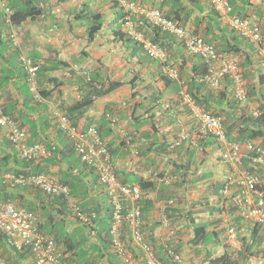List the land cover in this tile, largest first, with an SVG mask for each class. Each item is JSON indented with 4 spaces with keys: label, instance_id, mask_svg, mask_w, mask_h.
Returning <instances> with one entry per match:
<instances>
[{
    "label": "crops",
    "instance_id": "1",
    "mask_svg": "<svg viewBox=\"0 0 264 264\" xmlns=\"http://www.w3.org/2000/svg\"><path fill=\"white\" fill-rule=\"evenodd\" d=\"M160 1L155 0V3L158 4ZM200 1L199 4L191 3V8L193 9V18L203 20L205 11L212 8L207 0ZM236 1H238V5L235 6L236 9H243L244 4L241 3V0ZM15 2L18 3L17 5H23L25 0H2L4 5L11 8L12 3ZM252 3L264 7V0H254ZM35 6L39 9L38 14L21 24H16V28L18 29L22 49L27 54L34 56L46 67H56L49 71L48 74L53 80L45 87V89L51 90L52 94L49 97L36 98L30 86L28 88L29 84L25 85V80L13 79L10 80L8 86L0 90V105L9 103L16 114L21 113L19 116L21 120L23 119L27 123L25 128L28 131L29 138L31 135L34 137L38 135L39 137L45 133L50 136L55 147L69 151L66 146L71 142L68 140L69 138L67 139L66 134L63 136V133L60 132L57 121L53 116L54 110L59 108L62 112H66V108L79 102L87 94L89 88H86V86L95 85L100 87L103 80L105 82L122 81L120 87L109 93L92 96L91 107L85 114L79 116L77 125L85 128L94 124L98 125L102 121L101 116L103 117L105 112L113 109L119 122L112 125L111 134L105 139L107 142H114V163L123 179L127 178L131 172L146 179L154 178L153 173L158 171L169 175V169L172 168L173 163L171 158L159 157L155 152H152V157L156 158L157 156L158 161H156V164L147 167V164L150 163L149 159L146 156L141 158L133 153L135 146L140 144L138 142H146L145 138L140 137L141 133L150 130L155 119L164 118L159 124L160 134L158 135L160 137L163 134L166 135L170 143L174 142L184 130L187 138L180 146H174V149H182V160H189V163L186 164L188 169L185 167L186 171L190 172V181L187 186L193 185L194 187L189 188L188 191L178 190L177 193L180 198L176 201V205L180 208L184 206L186 213L193 210L195 212L193 215L197 220L205 222L209 231H216V236L207 244L194 245L192 242L193 223L186 220L180 221L178 225L171 223L178 236V239L173 238L174 242L176 245L181 244L182 246L183 264H206L204 259L209 252L222 253L230 251L232 244L226 241L224 236L223 215L231 217V222L238 220L237 226L242 228V232L238 233V249L240 250L242 248L240 233L241 235H247L250 228H252L248 220L238 210H232L233 212L223 210L224 212L218 213L216 210H211L210 207V205L216 204L219 207L229 209L232 205L230 201L221 199V187L218 194L212 192V188L217 185L221 186V182L226 179V165L220 157L217 158L214 154V145L203 146L200 144V140L209 136L200 135L197 125L195 123L192 125L191 117L188 114L186 116L177 114L174 111L175 109L179 110L182 106V104H180L181 106L177 104L173 106V104L177 102L174 101L177 98V93L180 92L182 95L185 86L183 87L184 81L178 76L173 79V67L178 68V65L174 66L172 62H178V64L182 62L186 67V71H190L197 64L198 58L189 55L185 48L178 45V42L173 43L170 48L168 57L171 62L168 65L169 67H163L160 60L149 58L139 45L132 42V46L130 41L127 40V36L120 28L121 19L116 17V12H119V9L112 0H37ZM12 10L15 11L13 8ZM255 11L252 10L251 14L256 15ZM97 12L103 14L101 29L91 35L90 27L96 22L92 15ZM238 13V11L233 12V14ZM8 36L10 35L5 20V12L0 7V71L5 72L7 70V73H11L8 68L16 60L13 57L16 47L8 40ZM255 65L256 70L261 69V66ZM159 68L161 70L168 69L172 73V78L167 85L160 78ZM155 93L156 96H153ZM155 97H158L157 100ZM13 104H16V106ZM153 114L155 117L152 116ZM100 119L101 121H99ZM48 120L49 123H47ZM122 133L131 136L132 142L128 144L127 149L120 151L117 145L119 139L115 141V137L124 139ZM6 139L7 129L0 128V151L3 152V155L9 154ZM203 148L206 149V152ZM188 151L192 152V155ZM214 156L216 159L213 158ZM10 161L11 167H14L13 159L11 158ZM62 168L73 172L77 171L81 178V184L88 186L92 201L97 203L105 197L106 191L102 190L103 187L99 184L96 173L90 168L76 167L74 163H70L67 157L64 161H58L56 165H50L48 176L56 181V174L60 173L59 170ZM207 169H209L208 173ZM181 172L184 173V171ZM209 172L210 177L208 176ZM178 174L180 175V172ZM201 176L202 178H200ZM6 190L9 193L12 192V188ZM167 191V185L157 180V188L147 192V197L152 198L154 202V207L150 211V222L158 225L156 235L160 243L166 234V229L159 224V220L160 208L167 199L165 195ZM201 198H204L202 205L192 206L194 200ZM32 200H35L34 196ZM208 200L212 203L208 204ZM41 214L42 211L38 212L37 216L38 220L43 222ZM80 226L82 225L80 224L78 227ZM92 243L93 241H91ZM5 247L11 251L5 245V242L0 243L1 255L5 256L6 259L15 256L9 252L3 253ZM88 256L93 258L95 254L90 251ZM32 260L31 257H26L17 264H31ZM99 262L124 264L117 256L114 257L107 252L104 253L103 259ZM251 263H253V260L246 262V264ZM134 264H144V262L138 259Z\"/></svg>",
    "mask_w": 264,
    "mask_h": 264
},
{
    "label": "trees",
    "instance_id": "2",
    "mask_svg": "<svg viewBox=\"0 0 264 264\" xmlns=\"http://www.w3.org/2000/svg\"><path fill=\"white\" fill-rule=\"evenodd\" d=\"M139 1L148 4L150 7L160 8L164 12L165 16L171 18L176 23L185 27H191L194 32L202 34L209 43L214 45L219 54L232 56L238 59V64L241 67L242 74L244 76L248 97L252 99L254 105L258 106L259 110L261 111V115L259 117H255L253 112L248 111L246 109V106H244L241 101H238L234 98L232 90L229 89V86H232V82L229 79H226L223 87L220 88H213L206 82L208 65L203 60L198 58L197 64L190 71H186V67L184 64H182V62L179 64L178 62L172 63L174 64V66L178 65V68H173L177 71V76L184 81L183 87L185 86L186 93H188L193 98L195 103L198 106L202 107L204 110L209 111L214 115H220L224 117V128L226 130L227 137L230 140L240 141L242 144L246 140H256L260 141L262 146H264V70L255 69V64L260 67L264 65V61L262 60V58L258 57L257 47L251 41L243 37L240 33L236 32L228 24H225L222 21L220 15L212 7L211 10L205 11V17L203 20L201 18H193V9L191 8V3L195 2L196 4H199L201 2L200 0H161L158 4L155 3V0ZM229 1L232 13L238 11V14L244 17H251V11L256 10L255 13L258 19L263 20L261 29L262 33H264V7L254 5L249 0H241V3L244 4V8L238 10L236 9L237 7H235L238 5V1ZM36 2L37 0H25L23 5H17V2L12 3V8L15 10L13 15V22L15 24H21L27 19L32 18V16L38 14L39 9H37L35 6ZM120 14L121 13L117 11L116 17L122 18ZM92 16H94V20L96 22L90 27L91 35L97 33L101 29L103 14L101 12H97L93 13ZM133 18L134 21L138 24V27L144 30L146 35L150 36L153 41L159 42V44L166 49L168 54L170 52L171 46L175 42H178V45H181L183 47V44L180 43L174 36L162 32L155 26L147 24L141 18L137 19L135 16H133ZM122 21L123 19H121L120 22ZM8 40L11 41L10 36H8ZM127 40L132 42L130 37H127ZM21 51L22 50L19 48L14 49L15 53L13 54V57L17 60V62L15 60V62L9 65L8 71H10L11 73H7V70L5 71L6 73L3 70L0 71V90L8 86L10 84V80L13 79H19L21 81L25 80V85H28L27 71L24 68V65L18 61ZM256 56L258 57L257 60ZM31 57L36 59L34 56ZM170 62L171 59H169L168 57L166 65L168 66ZM55 68L56 67H46L42 64L39 66L37 85L40 89L41 94L45 97H49L52 94V91L49 89H45V87L52 82L51 80H53L48 74L49 71H52V69ZM159 72L160 78L167 85L169 83V80H171L172 78L171 74L164 69H160ZM121 85L122 81L105 82L103 80L100 84V87H97L95 85H91L90 87L86 86V88H89L87 94L83 96L79 102L75 103L71 107L66 108V113L69 116L72 124L77 126L78 119L80 118L79 116L85 114V112L91 107L92 96L105 95L110 91L120 87ZM153 96H156V93L153 94ZM176 96L177 98L174 101L177 102H175L173 106L176 104L181 106L180 104H182L183 107L181 106L179 110L175 109V113L182 115L188 114V116L191 117V111L188 105L183 102V97L180 92L177 93ZM157 98L158 97H155L156 100ZM13 105L16 106V104ZM2 107L4 112L12 116L20 125V127L25 128L27 126V123H25L23 119H20L19 115L21 113L16 114L14 110L11 109L9 103L2 105ZM110 112L114 114L113 109H111ZM106 114L107 113L105 112L103 117L101 116L102 121L101 119L99 120L101 122L100 124H98V128L100 135L106 141L113 156V154L115 153L113 147L114 142L110 143L105 139L109 134H111V129L113 127ZM152 116L155 117L154 114ZM162 120H164L163 117L157 120L155 119L153 124L151 125V129L144 133H141L140 137L145 138L146 142H138V144H140L138 146H135L133 151L138 152L139 157L142 158L146 156L149 159L150 163L148 162L149 164H147V167L156 164V161H158L157 156L171 158V161L173 163L171 165L172 168L169 169V174H177L179 178L173 181L171 185L167 186L168 191L165 192V195L167 196V203L171 199L175 200V203L170 204L167 208V212L169 215L168 217L170 218V221L173 225H178L180 221L184 220L189 223H193L194 234L192 242L194 243V245H204V243L207 244L211 240L215 239L216 231H209L208 225L205 222L198 221L197 218L193 215L195 213L193 210H190L186 213V209L184 208V206L180 208L176 205V201H178V198H180L177 193L178 190L182 189L188 191L189 188H192L194 186H187V183H189L190 181V172L186 171L188 169L186 164L189 163V160H182V149L172 148L173 141L170 143V141H168V137L164 134L162 137L158 135L160 134L159 124L162 122ZM49 122L50 121L48 120L47 123ZM191 123L192 125L194 124L193 121ZM59 129L64 136L65 132L61 128ZM117 139H119L117 145L119 146L118 148L120 149V151L128 148V143L125 138L121 139L120 137H115V141ZM5 142L7 148L9 149V154L3 155V152L0 151V200L14 202L16 203V205L18 204V206L26 207L29 211L34 212L36 215L38 212L42 211L41 215L43 222L39 221V226L44 232L54 236L57 243L64 247V249L62 250V260H68L72 264H104L100 263L99 261L103 259L104 253L107 252V249L111 245V237L109 234L111 208L107 203H105L104 198L97 203L91 200L88 186L81 184V178L80 175H78L77 171L73 172L70 170H64L62 168L59 170L60 173L56 174V179L58 183L64 184L68 187L72 198L79 199L78 204L82 211H84L88 215L96 214V216L92 218L93 220L89 225H84L83 227L75 226L70 231L68 227L72 222L69 221V216L71 215L72 211L68 208V198L63 197V195L43 193L41 188L33 184L15 185L13 182H7L5 178H3V174L8 171H13L16 174L25 173L28 175L31 173H42L48 175L50 173V170L48 169L50 165H56L58 161H64L67 156L76 155L72 143L66 146L69 151H65L64 149L57 148V146L55 147V145L52 143L53 141H51L50 139V136L45 133H43V135L39 137L38 135L35 137L31 135V137L29 138V142H38L43 144L50 155H48L47 157H43L40 160L27 162L19 157L18 152L15 150L13 144L9 141L8 136ZM214 143L215 140L212 138V136L200 140V144L203 146H208L210 144L214 145ZM152 152H155L157 154L156 158L152 157ZM204 152H206V149ZM188 153L192 155V152L188 151ZM11 158L13 159L14 167H11L10 165ZM80 161V168H87L86 163H84L81 159ZM251 161V154H249V152H245L240 157L239 166L257 172V168L253 164H251ZM225 165L227 173L226 179H229L231 177L230 173H232V166L229 163ZM185 167L187 169H185ZM181 171H184V173H182ZM179 172L180 175L178 174ZM159 173L161 177L165 176L164 172L159 171ZM154 178L146 179L141 175L131 172L127 176V178H124V181L131 180L132 182H136L140 184L145 192H150L157 188V179ZM200 178H202V176ZM224 182L225 181L221 182V186L217 185L212 188V192H214V194H218L219 189L220 187H222ZM10 188H12L11 193L6 190ZM175 188L177 191L175 190ZM259 188L264 190V181L259 184ZM33 196L35 199L34 201L32 200ZM203 201L204 198L194 200L192 206H200L203 204ZM182 202L183 201L181 200V203ZM207 203L211 204L212 202L208 200ZM142 206L143 219L145 222L144 230L147 234L146 238L156 249L159 260H162V262H164L165 264H172L170 263L171 259L165 254V251H163L162 245L158 243V238L155 232L157 224L150 222V211L154 207L152 198H144L142 200ZM210 207L211 210H216L218 211V213H220L221 211L224 212L223 210L228 212L237 210V207L233 205H231L229 209L226 207H219V205L216 204L210 205ZM230 224L235 226V228L237 229V233L242 232V228L240 227V229L239 226H237L238 220L235 222H231L230 220ZM83 230L86 231L85 234ZM92 231H96L95 239H92L90 236ZM224 231L226 232L225 228ZM225 238L226 241H228L227 236ZM91 241H93L92 244ZM3 242H5L6 245V235L0 233V243L3 244ZM228 242H226V244L230 245V243ZM240 242L242 247L240 250L238 249V246L232 245L230 246L231 249L229 252H209L204 261L206 262V264H246L247 261L249 262L250 260H253V263L251 264H256L257 261L255 260H258V258H262L264 264V232H262L260 228H250V232L247 235H241L240 233ZM175 249L179 254L182 253L181 244H177L175 246ZM90 251L95 254V257H93L96 258L95 260H92L93 258L88 256ZM7 252H9L11 255H15L10 256V258L7 259L8 262L12 264H17L20 260L25 259L26 257H31L32 259H34L33 251L31 249H13L9 251L5 247L3 253ZM144 264H147V262H144Z\"/></svg>",
    "mask_w": 264,
    "mask_h": 264
},
{
    "label": "built area",
    "instance_id": "3",
    "mask_svg": "<svg viewBox=\"0 0 264 264\" xmlns=\"http://www.w3.org/2000/svg\"><path fill=\"white\" fill-rule=\"evenodd\" d=\"M126 12L123 23L125 32L135 41L141 43L146 53L154 59L165 60L167 51L159 43L155 42L146 35L145 31L139 29L136 22L132 20V16L143 19L147 24L159 28L162 32L174 36L181 41L186 50L194 56L200 57L208 65V73L206 82L213 88H220L226 77L232 79L235 83L234 96L239 100H247V93L243 86L244 80L240 66L233 57L222 56L211 43L205 38L196 34L184 26L176 23L171 18L164 15L163 11L158 7H148L141 5L134 0H116ZM214 10L220 17L226 21L230 27L243 37L256 43L259 51L264 58V33H262L261 25L263 20H259L256 15L244 17L240 14H231V5L229 0H208ZM254 1V0H249ZM0 7L5 12V20L9 27V34L14 44L21 49L19 59L27 71L28 82L31 90L36 98L41 99L39 88L37 85V74L40 63L27 54L21 47L17 28L12 20L13 10L2 3ZM184 102L188 105L191 116L196 122L200 135H213L223 148V157L233 164L232 173L235 176L236 187L233 188L230 183H226L221 189L224 197L231 196L233 204L238 211L244 216L253 227H259L264 232V190L259 188V184L263 182L262 176L254 171L239 168L235 162L242 154L243 150L252 152V161L259 165L264 172V147L260 143L247 141L244 144L238 141L229 140L223 125V117L214 115L209 111L198 106L193 98L182 92ZM259 115V111H255ZM59 127L67 133L73 141L76 154L88 166L93 167L96 171L100 183H102L110 196L113 207V219L111 226L112 240L118 254L125 262L131 263L133 254L126 247L123 238V227L127 226L130 230L132 238L137 242L144 252L148 264H162L155 255L154 250L147 243L142 242L143 231V215L142 200L144 191L139 184L123 182L116 173L112 154L106 141L99 133L97 126L92 125L87 129L73 125L69 117L62 113L59 109L54 110ZM111 125L119 122L118 116L110 111L106 114ZM0 128L7 129L9 141L13 144L21 158L26 161L38 160L47 157L50 153L45 146L38 142L30 143L28 141V132L24 127L16 122V120L4 112L0 106ZM123 134V133H122ZM124 135V134H123ZM128 144L131 143V136L124 135ZM179 138V139H178ZM175 139L176 147L187 138L185 131ZM255 154H254V153ZM138 156V152L133 151ZM155 172L154 175H158ZM5 177L16 184H35L41 189L51 194L68 195V187L60 184L45 174H20L14 175L7 173ZM177 179L176 175H165L161 177V181L165 184H171ZM173 203H165L161 207V226L166 229L168 240L177 236L175 228L171 227L170 221L165 213L167 207ZM76 214L87 220V217L80 210H76ZM226 236L228 241L238 246V233L234 225L230 224L228 217H225ZM0 231L6 235L8 245L18 250L25 247L31 248L35 254L33 264H71L60 260L61 254L57 252L55 240L40 232L36 224V216L26 208L17 207L14 203L0 201ZM170 256L176 261L181 258L178 253L169 244L165 245ZM0 264H11L0 256ZM258 264H263V260H259Z\"/></svg>",
    "mask_w": 264,
    "mask_h": 264
},
{
    "label": "clouds",
    "instance_id": "4",
    "mask_svg": "<svg viewBox=\"0 0 264 264\" xmlns=\"http://www.w3.org/2000/svg\"><path fill=\"white\" fill-rule=\"evenodd\" d=\"M114 3H115V5H117V8L119 9V13H121L120 15L122 16V18H120V19H123V21L121 22V30L125 33V35L127 34L126 32H125V30H124V28H123V23H124V19H125V16H126V12L124 11V9L119 5V3L116 1V0H112ZM134 1H136V2H138V3H140L141 5H144V6H148V7H150L148 4H145V3H142L141 1H139V0H134ZM208 3H209V1H208ZM210 5V4H209ZM8 6V5H7ZM211 6V5H210ZM11 8V7H10ZM12 9V8H11ZM164 13V12H163ZM231 14L232 15H234L232 12H231ZM13 15H14V12H13ZM13 15H12V20H13ZM137 18V17H136ZM138 19V18H137ZM136 19V20H137ZM132 20L134 21V18H133V16H132ZM121 21V20H120ZM222 21L225 23V24H228L226 21H224L223 19H222ZM135 22V21H134ZM14 23V22H13ZM15 24V23H14ZM136 25H137V27H138V24L136 23ZM229 25V24H228ZM15 26H16V24H15ZM183 26V25H182ZM230 26V25H229ZM185 27V26H184ZM139 28V27H138ZM185 28H187L188 30H190V31H192V32H194L193 31V29L191 28V27H185ZM140 29V28H139ZM17 32H18V29H17ZM194 33H196V32H194ZM196 34H199V35H201V36H203L202 34H200V33H196ZM10 35V34H9ZM19 35V34H18ZM127 37H130L128 34L126 35ZM150 37V36H149ZM204 37V36H203ZM151 38V37H150ZM205 38V37H204ZM10 39H11V37H10ZM130 39L132 40V42H134L135 44H137V45H139L140 47H141V49L144 51V53L149 57V58H151L147 53H146V51L144 50V48H143V46L141 45V43H139V42H137V41H135L133 38H131L130 37ZM247 39V38H246ZM178 40V39H177ZM206 40V39H205ZM247 40H249V39H247ZM19 41H20V44H21V40H20V38H19ZM179 41V40H178ZM207 41V40H206ZM250 41V40H249ZM11 42H12V44H13V46L14 47H16V48H19L18 46H16L15 44H14V42H13V40L11 39ZM156 42V41H155ZM180 43H182L181 41H179ZM208 42V41H207ZM252 42V41H251ZM157 43H159V42H157ZM256 47H257V51H258V53H257V55H258V57H260V58H262V60L264 61V58H263V56H262V54L260 53V51H259V46L256 44V43H254V42H252ZM183 44V43H182ZM213 45V44H212ZM21 47H22V44H21ZM163 47V46H162ZM164 48V47H163ZM183 48H185V46H184V44H183ZM185 50H186V48H185ZM186 52L189 54V55H191L187 50H186ZM191 56H194V55H191ZM222 56H225V55H222ZM194 57H197V58H199V59H201L200 57H198V56H194ZM228 57H232V56H228ZM234 59H236V61L238 62V59L237 58H235V57H233ZM151 59H153V60H157V61H161V63L163 64V67H169V66H167L166 65V61H167V59H168V53H167V58L165 59V60H161V59H154V58H151ZM36 60V59H35ZM202 60V59H201ZM18 61L21 63V61H20V59H18ZM38 61V60H37ZM39 63H40V61H38ZM40 65H41V63H40ZM239 65V64H238ZM241 68V67H240ZM173 70H174V68H173ZM261 70H264V65L263 66H261ZM165 71H167L168 73H170L169 72V70L168 69H166ZM242 71V70H241ZM170 74H172V73H170ZM173 77H177V71L176 70H174V72H173ZM243 75V74H242ZM37 76H38V74H37ZM226 79H229L231 82H232V86H229V89L230 90H232V92H233V96H234V91H235V83H234V81L232 80V79H230L229 77H226L225 78V80ZM225 80L222 82V85H221V87H223V85H224V82H225ZM243 80H244V76H243ZM27 83L29 84V82H28V76H27ZM29 86H30V84H29ZM243 86H244V88H245V90H246V93H247V100H244V101H242V100H239V99H237L235 96H234V98L236 99V100H238V101H241L243 104H244V106H246V109L248 110V111H252L253 112V114H254V116L255 117H259L260 115H261V111L259 110V108H258V106H256V105H254V102L252 101V99H250V97H248V92H247V89H246V87H245V81H244V83H243ZM31 88V87H30ZM39 88V87H38ZM33 92V91H32ZM39 92H40V89H39ZM186 92V91H185ZM40 95L43 97V95L41 94V92H40ZM184 101V100H183ZM186 104V103H185ZM1 106V105H0ZM3 108V107H2ZM59 109V108H58ZM60 110V109H59ZM256 110H258L259 111V115H256L255 114V111ZM61 111V110H60ZM62 112V111H61ZM62 113H65V112H62ZM107 113V112H106ZM66 115H67V113H65ZM68 116V115H67ZM69 117V116H68ZM224 118V117H223ZM55 119H56V117H55ZM70 119V118H69ZM191 119H192V121H193V123H195L196 124V122L194 121V119L192 118V116H191ZM224 120V119H223ZM56 121H57V119H56ZM71 121V120H70ZM57 125H58V122H57ZM95 126H97V128H98V125H96V124H94ZM197 125V124H196ZM224 125V124H223ZM59 126V125H58ZM78 126V125H77ZM90 126H92V125H90ZM89 126V127H90ZM198 127V126H197ZM60 128V127H59ZM82 128H84V129H87V128H85V127H82ZM26 129V128H25ZM27 130V129H26ZM98 130H99V128H98ZM197 130H199V129H197ZM226 131V130H225ZM28 132V131H27ZM65 132V131H64ZM65 134L67 135V133L65 132ZM227 134V133H226ZM7 136H8V133H7ZM205 136H212V138L215 140V143H214V146H216L218 149H220L221 150V152H222V157H220L222 160H223V162L225 163V164H227V163H229L231 166H232V168H233V164L230 162V161H227L224 157H223V148H222V145L220 144V142H218V140L216 139V137L215 136H213V135H205ZM67 137L70 139L69 141L72 143V145H73V141L71 140V138L67 135ZM229 139V138H228ZM230 140V139H229ZM28 141H29V135H28ZM175 141V140H174ZM235 141V140H234ZM247 141H254V142H258V143H260L261 144V142L260 141H256V140H246L245 142H247ZM239 143H241L240 141H238ZM244 142V143H245ZM30 143H33V142H30ZM243 143V144H244ZM242 144V143H241ZM173 147L172 148H174V142H173V145H172ZM261 146H262V144H261ZM176 147V146H175ZM264 147V146H263ZM16 150V149H15ZM75 151V150H74ZM245 152H249V154H251V156H252V152L251 151H248V150H243L242 151V154L236 159V163L238 164V166H239V164H240V162H239V160H240V157L243 155V153H245ZM76 153V152H75ZM254 153V152H253ZM255 154V153H254ZM77 155V154H76ZM78 156V155H77ZM19 157H20V155H19ZM79 157V156H78ZM113 157V156H112ZM21 158V157H20ZM43 158V157H42ZM80 158V157H79ZM22 160H24L23 158H21ZM41 159V158H40ZM40 159H38V160H40ZM24 161H26V160H24ZM113 161H114V158H113ZM28 162V161H27ZM251 164H253L256 168H257V173H259L261 176H262V178H263V181H264V177H263V174H264V172L259 168V165H256V164H254L253 163V161H251ZM87 165V164H86ZM114 165H115V163H114ZM87 168H90L91 170H93L95 173H96V171L94 170V168L93 167H90V166H88L87 165ZM239 168H241V169H247V168H242V167H240L239 166ZM115 169H116V173H117V175L120 177V179L123 181V182H130V183H136V182H132V181H124V179L121 177V175H120V173L118 172V170H117V168H116V165H115ZM231 170V169H230ZM247 170H250V169H247ZM251 171V170H250ZM159 172V171H158ZM254 172H256V171H254ZM7 173H11V174H14V175H20V174H25V173H19V174H16L15 172H10V171H8V172H5L4 174H3V176H4V178H5V180L7 181V182H12L11 180H9V179H7L6 177H5V175L7 174ZM31 174H37V173H31ZM40 174H42V173H40ZM155 174V172L153 173V176L157 179V180H159L160 182H162V183H164L163 181H161V176L158 174L157 176L156 175H154ZM25 175H27V174H25ZM29 175V174H28ZM46 175V174H45ZM96 175H97V173H96ZM166 175V174H165ZM169 175H171V174H169ZM230 175H231V177L229 178V179H225L224 181V183H223V185H222V187H221V189L224 187V185L226 184V183H230V185L233 187V188H235L236 187V184H235V181H234V179H235V176H234V174L233 173H230ZM48 176V175H47ZM177 176V175H176ZM49 177V176H48ZM163 177V176H162ZM51 178V177H50ZM97 178H98V181H99V177H98V175H97ZM179 178V176H177V179ZM52 179V178H51ZM176 179V180H177ZM54 180V179H53ZM55 181V180H54ZM56 182H58L57 180H56ZM61 184V183H60ZM99 184L103 187V191L105 190L106 191V193L108 194V191H107V189H106V187L102 184V183H100V181H99ZM136 184H138V183H136ZM165 184V183H164ZM172 184V183H171ZM171 184H165V185H167V186H169V185H171ZM16 185H21V184H16ZM23 185V184H22ZM25 185H27V184H25ZM33 185H35V184H33ZM140 185V184H139ZM35 186H37V185H35ZM39 187V186H38ZM40 188V187H39ZM221 189H220V194H221V199L223 198V199H225L226 201H230L231 202V204L233 205V206H235L234 204H233V202H232V199H231V196H227V197H224L223 195H222V193H221ZM42 191H43V193H47L46 191H44L43 189H41ZM144 191V190H143ZM48 194H51V193H48ZM57 195H63V194H57ZM63 197H66V198H68V205H69V209L72 211L71 212V215L69 216V221L70 222H72V223H70L69 224V227H68V229H69V231L70 230H72L75 226H79L80 224L82 225V226H80V227H83L84 225H89L90 223H91V221L93 220L92 218H94L95 216H96V214H90V215H88V214H86L84 211H82L81 210V208H80V206H79V200H77V199H75V198H72L71 197V195H70V192L68 191V195H63ZM108 197H109V201L108 202H106L108 205H109V207L111 208V219H110V224H109V234H110V237H111V245L109 246V248L107 249V253H110V254H112V255H114V256H117L119 259H121V261L124 263V264H134V263H136V261H138V259H140L142 262H147V260H146V258H145V255H144V252L142 251V249H141V247L137 244V242L132 238V236H131V234H130V230H129V228H127V226H124L123 227V238H122V240L125 242V245H126V247L131 251V253L133 254V259H132V261H131V263H128V262H125L124 261V259H122V257L118 254V252H117V249L115 248V246H114V243H113V240H112V234H111V226H112V219H113V207H112V203H111V200H110V196H109V194H108ZM147 197V192H145L144 191V198H146ZM143 198V199H144ZM172 200V199H171ZM0 201H3V200H0ZM3 202H11V201H3ZM170 202V200L168 201V203ZM11 203H14V202H11ZM165 203H167V201H165L164 202V204ZM173 203H175V200H173ZM15 204V203H14ZM163 204V205H164ZM172 204V203H171ZM16 205V204H15ZM17 207H21V206H18V205H16ZM161 207H162V205H161ZM23 208H26V207H23ZM142 208H143V206H142ZM168 208V207H167ZM27 209V208H26ZM80 210L83 214H84V216L85 217H87V220L85 221L84 219H82V218H80L77 214H76V210ZM28 210V209H27ZM237 210H238V208H237ZM29 211V210H28ZM160 211H161V208H160ZM30 212H32V211H30ZM33 214H35L34 212H32ZM161 213H162V211H161ZM165 213H166V215H167V217L169 216L168 215V212H167V209H166V211H165ZM240 213V212H239ZM142 215H143V209H142ZM35 216H36V224H37V226H38V228H39V230H40V232H42L44 235H47V236H50V237H52L54 240H55V242H56V248H57V252L59 253V254H61V256H60V260H62V250L64 249V247H62V245H59L58 243H57V241H56V239H55V237L54 236H52V235H49L48 233H46V232H44L41 228H40V226H39V220H38V216L35 214ZM225 217H228L229 218V220H231V217H229L228 215H223V217H222V224H223V227H225V229H226V225L223 223L224 222V219H225ZM244 217V216H243ZM245 218V217H244ZM168 219H169V221H170V218L168 217ZM246 219V218H245ZM249 222V221H248ZM144 219H143V224H142V231H143V237H142V242L143 243H147V244H149L150 246H151V248L154 250V252H155V255H156V258L159 260V257H158V255H157V252H156V249L153 247V245H152V243L146 238L147 237V234H146V231L144 230ZM250 223V222H249ZM159 224L161 225V215H160V220H159ZM170 224H171V221H170ZM250 225H251V223H250ZM158 226V225H157ZM171 227H173L172 226V224H171ZM251 227L252 228H254L252 225H251ZM259 228V227H258ZM262 231V230H261ZM155 232H156V229H155ZM263 232V231H262ZM0 233H2L1 231H0ZM90 236H91V238L92 239H95V237H96V231H92L91 232V234H90ZM157 236V235H156ZM224 236L226 237V232H224ZM174 237H176L177 239H178V236H174ZM174 237H171L170 238V240H168V237H167V234H165V238L162 240V242L160 243L159 242V239H158V243L160 244V245H162V247H163V251H165V254L171 259V262L170 263H172V264H183V262H184V257H183V253H181V254H179L178 252V255L180 256V258H181V260L180 261H176L175 259H174V257L173 256H170L169 255V253H168V251H167V248H166V244H169V246H172L173 247V249L176 251V249H175V246H176V244H175V242H174ZM158 238V237H157ZM228 240V239H227ZM96 241V240H95ZM239 241V240H238ZM6 246L9 248V249H11V250H13V249H16V248H14V247H11V246H9L8 245V242H7V238H6ZM26 249H31V248H29V247H25L24 249H21V250H26ZM110 249V250H109ZM18 250V249H17ZM0 256L1 257H3L7 262H8V260L6 259V257L5 256H3V255H1V253H0ZM139 256V258H137ZM33 260H32V262H31V264H33L34 263V261H35V254H34V252H33ZM259 260H263L262 258H258V260H255V261H257V263L256 264H258V261ZM62 261H66V262H69V263H71L70 261H68V260H62ZM160 261V260H159ZM162 264H165L164 262H162V260L160 261ZM10 263V262H9ZM12 264V263H11ZM72 264V263H71ZM148 264V263H147Z\"/></svg>",
    "mask_w": 264,
    "mask_h": 264
},
{
    "label": "rangeland",
    "instance_id": "5",
    "mask_svg": "<svg viewBox=\"0 0 264 264\" xmlns=\"http://www.w3.org/2000/svg\"><path fill=\"white\" fill-rule=\"evenodd\" d=\"M130 44L133 46V43L132 42H130ZM53 116L55 117L54 113H53ZM53 116L51 115V117H53ZM214 154L216 155L217 158L218 157H222L221 150L218 149L216 146H215V149H214ZM216 157L214 156L213 158L216 159ZM67 158L70 160V163H74L76 165V167H80L81 161H80V159H79L78 156L71 155V156H67ZM208 171H209V169H207V173H208ZM208 176L209 177L211 176L210 175V172H209V175ZM104 200H105V202H108L109 201V197H108V194L107 193H105ZM83 232H84V234L86 233V231H84V230H83Z\"/></svg>",
    "mask_w": 264,
    "mask_h": 264
}]
</instances>
